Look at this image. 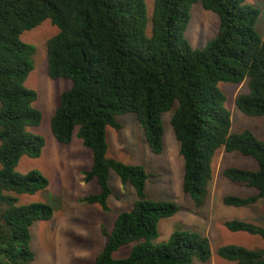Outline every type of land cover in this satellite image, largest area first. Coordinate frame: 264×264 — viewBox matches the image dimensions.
I'll use <instances>...</instances> for the list:
<instances>
[{
	"label": "trees",
	"instance_id": "trees-1",
	"mask_svg": "<svg viewBox=\"0 0 264 264\" xmlns=\"http://www.w3.org/2000/svg\"><path fill=\"white\" fill-rule=\"evenodd\" d=\"M220 16L218 33L204 47L186 37L191 7ZM260 9L248 0H155L151 33H147L146 0H0V264H32L31 228L39 219L53 217L44 202L18 204V196L48 185L39 171L16 170L24 155L38 157L45 138L29 126L39 125L42 113L34 106L36 90L26 85L34 69V45L22 34L50 19L59 32L48 42V73L71 85L60 95L51 127L64 144L77 136L92 151L93 164L85 180H96L99 190L83 198L107 212L113 191L110 170L131 183L137 200L120 212L108 231L93 264H192L208 261L209 240L201 233L177 229L162 243L159 223L179 210L169 200L148 198L150 175L145 166L108 157L107 127L121 128L117 115L133 112L154 153L164 149L163 115L175 108L171 124L184 158L183 190L202 206L213 179L217 151L239 152L257 160L256 169L230 166L229 180L250 188L249 196L226 195L228 206H248L264 199V139L250 129L231 133V113L220 82L242 83L249 91L237 98L238 108L250 116H264V37L256 29ZM231 231L264 239V226L233 218ZM132 243L129 254L115 252ZM218 254L232 264H264V249L221 246Z\"/></svg>",
	"mask_w": 264,
	"mask_h": 264
},
{
	"label": "rangeland",
	"instance_id": "rangeland-1",
	"mask_svg": "<svg viewBox=\"0 0 264 264\" xmlns=\"http://www.w3.org/2000/svg\"><path fill=\"white\" fill-rule=\"evenodd\" d=\"M248 1L261 11L256 29L264 37V0ZM146 3L147 33L150 34L155 0H146ZM220 23L218 13L204 9L201 2L194 3L186 37L194 47L202 48L218 33ZM58 32L59 28L50 19H46L21 36L23 41L36 48L33 56L34 69L28 75L26 85L37 91L34 106L42 113L41 123L29 126V130L42 135L46 145L38 157L24 155L16 170L21 174L37 170L49 183L35 193L17 195L18 204L44 202L54 210L51 219H39L32 225V248L35 252L32 264H93L107 239L102 228L111 231L116 216L133 207L137 194L131 183H123L117 172L111 169L109 184L113 193L108 199L110 210L105 212L98 204L83 200L99 190L96 180L86 181L84 178V170L90 169L93 164L92 151L84 146L77 136V130L72 142L64 144L56 139L51 127L60 95L71 85L70 80L52 79L48 73V42ZM218 87L225 94V106L231 113L230 132L250 129L258 138L264 139V116L247 115L236 103L240 94L249 91L248 79L239 84L220 82ZM176 107L177 104L163 115L164 149L160 153H154L150 149L144 129L133 112L117 115L121 128L108 126L106 131L107 156L127 164L145 166L151 174L146 183L147 197L172 201L179 208L173 216L160 220L159 236L154 242H164L177 229L198 231L209 240L212 255L208 261L195 260L192 264H232L218 254V249L224 245L264 249V239L259 235L231 231L224 224L226 220L238 218L264 226V199L241 207L228 206L223 201L226 195L249 196L256 193L255 188L229 180L224 176L223 170L230 166L256 169L257 160L220 148L213 161V179L209 184L207 199L202 206H196L192 197L183 190L184 158L171 124ZM131 247L132 243L122 246L114 256H127Z\"/></svg>",
	"mask_w": 264,
	"mask_h": 264
}]
</instances>
